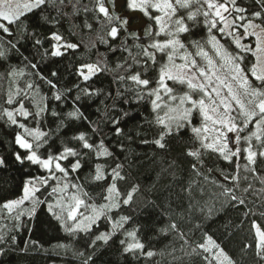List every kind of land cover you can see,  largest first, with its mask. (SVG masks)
Segmentation results:
<instances>
[{
	"label": "trees",
	"instance_id": "16d2710c",
	"mask_svg": "<svg viewBox=\"0 0 264 264\" xmlns=\"http://www.w3.org/2000/svg\"><path fill=\"white\" fill-rule=\"evenodd\" d=\"M81 2L92 8L93 0ZM106 2L113 6L110 0ZM242 2L255 10L254 0ZM128 13L130 10L127 0H123L122 11L112 14L123 19L126 18L124 14ZM141 16L144 20L141 30L128 28L137 22L136 17L128 19L127 28L129 32H137L141 43L147 44L151 37L146 38L144 30L152 24L155 31V25L143 13ZM42 17H47L48 20L45 21ZM96 17L97 13L93 11H81L73 15L71 6L59 13L51 5L45 6L43 11L36 9L29 13L26 17L29 33L35 31L43 44L33 46L31 38L21 39L20 53L13 50L5 59H0V110L17 107L16 103H6L9 92L15 93L17 88L25 89L26 82L31 83L33 88L25 89L28 95L24 97V106L35 112L36 105H46L47 111L43 114L39 127L45 132L55 133L49 141L53 152L61 148L62 140L76 145L78 142L68 140V137L78 132L88 133L94 143L103 139L105 146L112 153L111 156H101L98 159L94 153H88L82 158L80 169L70 173L67 181L61 178L60 185L68 183L67 189L49 195L52 186L57 184L55 180H49L47 188L37 185L40 191L36 196L53 204L57 200L64 204L66 201L74 203L68 198L77 194L85 202L81 211L89 213L92 209L88 205L99 207L109 203L104 197L108 195L106 189L112 182L111 176L100 181L94 180L96 165L100 164L105 173H111L112 169L120 164L119 171L124 178L116 182L119 191L116 206L101 215L89 231L75 233L67 231L66 227L62 226L63 221L57 220L49 213L45 205H41L31 217L27 211L32 206L30 201L8 213L3 209V203L21 198L27 176L45 173L35 167L29 170L27 165L21 166L14 162V153H23L15 144L16 133L22 132V129L7 123L6 117L0 118V157L7 162L6 166L0 167V235L4 237V242H0V264H84L89 257L91 259L88 264H209L208 260L204 259L206 254L197 248L198 244L204 243L206 236H211L216 241L232 264H264V260L256 255L257 239L252 227V221H256L264 229V158L257 157L255 172L251 171L252 165H248L249 170L245 171L247 161L243 158L237 161L234 157L233 162L228 163L217 153L210 151L203 153L202 163L197 162L187 155L189 150L199 147L192 139L190 129L183 130L179 136L166 137L167 147L158 148L153 141L158 138L162 126L155 123L150 98L145 97L144 100L137 101L132 94L117 97V91H123V88L114 80L113 73L102 72L88 81L87 86L99 89V94H82L75 87L77 84L81 88L86 86L77 75V67L82 63H95L104 57L114 67L118 60L128 55L120 51L122 41L127 38L129 45L132 44L131 38L123 31L115 40L107 37V27L102 26ZM100 20H103L102 15ZM86 24H91V29L86 27ZM52 32H57L65 41L76 43L79 47L74 52L69 50L60 57L49 55L43 58L44 49L51 50L53 41L47 37ZM101 36L107 39V44L100 41ZM185 36L186 34L181 38L185 39ZM206 36L207 33L201 26L195 29L194 37L187 36L185 43L187 40L202 39ZM156 39L165 40L167 37L161 34ZM242 43L254 46L255 40L250 37ZM112 48L117 51H111ZM233 48L234 46L229 50ZM24 57H27V60ZM253 60L250 54L247 55L245 65L250 67ZM157 61L154 66L149 64L147 70V77L153 80L151 87L155 86L160 65L166 62V57L157 53ZM176 62L180 63V60L177 58ZM31 64L38 67L33 69ZM13 69H21L24 74L12 75L10 73ZM136 70L134 67L133 71ZM52 72L57 75L53 77ZM41 75L57 85V89L63 94L61 101L53 98L57 89L51 88L45 79H41ZM168 84L177 94L188 91L185 85L172 81H168ZM78 95L79 100L76 99ZM192 95L197 98V93ZM15 99L18 98L14 95ZM74 107L88 120L68 119L66 114ZM53 112L59 115L53 116ZM17 119L30 128L37 127L31 117L24 120L17 116ZM114 119L120 120L118 127L123 129L119 136L115 134L112 124ZM61 121L67 126L58 129ZM193 123L198 126L199 117ZM94 126L98 128L96 133L92 132ZM248 131L255 129L249 125V129L242 135ZM28 139L31 140V137ZM253 143L255 144V140ZM40 152L44 153L45 148H41ZM194 163L197 164L196 171L192 168ZM237 163L238 184L224 180L225 175L237 174ZM73 182L81 186L79 192L71 187ZM225 188L235 191L245 203L239 205L231 201L224 195ZM85 192L87 196L83 195ZM129 193L132 198L124 204L123 199ZM21 210L23 214L18 220L15 219L17 212ZM121 217L127 219L122 227L117 228L114 222H120ZM74 223L67 221L69 225ZM132 230H138L137 238L145 245L144 252L152 251V257L139 252L133 254L124 251L125 245H121L120 241L127 240V232ZM101 233L110 234L107 243L95 240ZM94 240L95 244L92 243Z\"/></svg>",
	"mask_w": 264,
	"mask_h": 264
},
{
	"label": "snow or ice",
	"instance_id": "6c2138e0",
	"mask_svg": "<svg viewBox=\"0 0 264 264\" xmlns=\"http://www.w3.org/2000/svg\"><path fill=\"white\" fill-rule=\"evenodd\" d=\"M110 2H112L114 10V0H110ZM48 5L55 7L58 13L63 12V9L69 6H71L73 15L81 11L85 13L93 11L97 13V21L107 27V37L115 40L123 31L132 40L131 45L127 38L122 41L120 51L126 52L128 55L118 60L114 67L107 62L106 57L103 60L98 59L95 63H82L77 67V75L86 86L81 88L77 84L75 87L82 94L88 96L99 94V89L87 86L88 81L102 72L113 73L114 80L123 88V91H117V97L132 94L137 101L144 100L145 97L150 98L151 108L155 113V123L162 126L158 138L153 141L158 148L165 149L167 147L166 137L179 136L183 130L190 129L192 139L198 143L199 147L189 150L187 152L189 157L202 163L203 153L210 151L217 153L228 163H232L234 157L237 161L243 158L247 161L245 171L249 170L248 165L253 166L251 171H256L257 157L264 158V0H254L255 10L245 6L242 0L240 2L238 0H127L129 10H138L154 22L155 31H153L152 24L144 30L145 37H151L147 44L141 43L137 32L128 31L129 20L127 18L121 19L119 15L110 13L104 0H93L91 9L87 4H82L81 0H31L23 5L17 3L15 9L9 7L7 11L0 10V34H2L0 59H5L13 50L20 53L21 39L31 38L33 46L43 44L35 31L29 33L26 17L36 9L43 11L44 7ZM101 15L103 16L102 21L100 20ZM42 18L45 21L48 20L47 17ZM85 26L89 29L92 27L91 24ZM201 26L207 33L206 38H193L185 43L187 36L194 37L195 29ZM161 34L167 39H156ZM185 34V39H182L181 37ZM250 37L255 40L254 46L250 43H242ZM47 39L53 43L50 51L47 48L44 49L43 58H47L49 55L60 57L67 54L69 50L74 52L79 47L76 43L65 41L57 32H52ZM100 41L108 43L104 36L100 37ZM232 46L234 48L230 51ZM190 49H194V51ZM111 51L115 52L117 49L112 48ZM157 53L165 56L166 62L160 65L155 86L151 87L153 80L147 77V70L149 64L154 66L158 63ZM249 54L254 60L250 67H247L245 61ZM177 58L182 63L177 64ZM24 59L27 60V57ZM30 66L33 69L38 67L36 64ZM134 67L137 69L136 71H133ZM10 74L22 76L24 73L21 69H13ZM37 74L40 75V73ZM51 75L55 77L57 73L52 72ZM41 79H45L51 88L57 89V85L53 81L47 80L42 75ZM168 81L185 85L188 91L177 94L175 89L169 86ZM32 88L33 85L26 82L25 89L31 90ZM25 89L17 88L15 93L9 92L6 103L8 105L16 103L18 106L0 110V118L6 117L7 123L22 129V132L16 133L15 144L23 150V153L16 151L14 162L21 166L27 165L29 170L35 167L45 175H28L24 181L22 197L6 201L2 207L11 213L25 201H30L32 206L27 211L31 217L41 205H45L49 213L57 220L63 221L62 226L66 227L67 231L72 233L87 232L101 215L116 206V197L119 196L116 182L124 178L119 171L121 165L117 164L111 173H105L100 164L96 165L94 180L100 181L111 176L112 182L106 189L108 195L104 197L109 203L99 207L88 205L92 209V213L83 216L81 220H78V212L80 206L85 202L80 199L79 195L73 194L68 198L74 203L66 201L62 204L57 200L53 204L41 200L36 196V193L40 191V187L37 185L47 188L49 180H55L57 184L52 186V192L49 195L63 191L69 187V184L60 185L61 178L67 181L70 173L80 169L82 158L85 155L91 152L99 159L101 156H111L112 153L105 146L103 139L96 143L91 142V137L86 132H78L68 137V140L77 141L76 145H70L62 140L61 148L53 152L49 141L55 133L45 132L39 127L47 107L46 105H36L35 112L25 108L24 97L28 95ZM193 93H197V98H193ZM14 95L18 99L14 100ZM53 98L56 101H61L63 99L62 92L57 89L53 93ZM76 99L79 100L80 96L78 95ZM52 115L58 116L59 113L53 112ZM17 116L24 120L31 117L37 127H28L18 120ZM66 117L73 120H88L75 107L66 114ZM197 117L201 121L200 126L193 123ZM88 123L93 124L92 121H88ZM119 123V119L112 121L117 136L123 132V129L118 127ZM249 125H252L255 131H248L247 134L242 135L249 129ZM66 126L61 121L57 127L60 129ZM92 132H98V128L92 127ZM28 137H31V140ZM253 140H255V144ZM144 143H148V141H144ZM242 144L244 147H241ZM41 148H45L44 153L40 152ZM65 161L68 163H64ZM6 163V160L0 157V167L6 166ZM192 168L196 171L197 164L194 163ZM238 173L239 164L237 163V174L225 175L224 180L238 184ZM205 178L207 179V177ZM71 187L79 192L81 186L73 182ZM83 195L87 196L88 194L85 192ZM224 195L231 201H235L236 204L243 205L245 203V200L237 196L232 189L225 188ZM131 198V193H129L123 199V203L127 204ZM57 209L59 210L57 211ZM22 214L23 210L17 212L15 219L18 220ZM126 219V217H121L120 222H114L115 227H122ZM67 221L75 223L69 225ZM171 227L175 228L176 226L171 225ZM252 227L257 236L256 255L264 260V229L256 221H252ZM137 231H128V239L120 241L121 245H125L124 251L133 254L139 252L147 257H152L154 255L152 251L144 252L145 245L137 238ZM109 238L110 234L101 233L95 237V240L107 243ZM12 239L14 240V237ZM95 240L92 241L93 244H95ZM0 242H4L2 235H0ZM197 248L202 249L204 253H211L217 259L218 264L219 256L228 260L222 249L219 250V256L212 251L219 249V245L211 236H206L205 242L198 244ZM193 251L195 252L196 249ZM90 259L91 257L88 258V260ZM204 259L212 264L207 255ZM88 260H85L84 264H88Z\"/></svg>",
	"mask_w": 264,
	"mask_h": 264
},
{
	"label": "rangeland",
	"instance_id": "374dc122",
	"mask_svg": "<svg viewBox=\"0 0 264 264\" xmlns=\"http://www.w3.org/2000/svg\"><path fill=\"white\" fill-rule=\"evenodd\" d=\"M29 2H31V0H0V10L7 11L9 7H11L12 9H15L17 3H19L20 5H23L24 3H29ZM104 2H105V6L109 9L110 13H113V12L114 13H119V12L122 11L123 0H114V4H115L114 10H113V6H109L107 4L106 0H104ZM141 14H142V12H140L138 10L137 11L130 10V13L124 14L127 19L132 18V17H136L137 18V22L133 26H129L128 27L130 30L139 31V30H141L144 27V20H143ZM62 51H63V49H62ZM180 63H182V61H180ZM177 64H179V63H177ZM161 114H163V113H161ZM200 123H201V121L199 119V125L198 126H200ZM229 135H232V134H229ZM15 209H13L11 212H13ZM82 209H83V204L80 206V209H79V212H78V216H80V220L83 219V216L90 215L92 213V210H91L89 213L85 214L84 212L81 211ZM6 211L8 212V210H6ZM254 232H255V229H254ZM255 235H256V232H255ZM256 239H257V236H256ZM220 249L221 248L219 246V249H213L212 251L216 252L217 256H219V250ZM200 250L203 251L202 249H200ZM205 254L212 261V264H218L217 259L214 258L211 253H205ZM229 262H230V264H232L231 260L229 259V257H228V260H225L223 256H219V264H229Z\"/></svg>",
	"mask_w": 264,
	"mask_h": 264
}]
</instances>
